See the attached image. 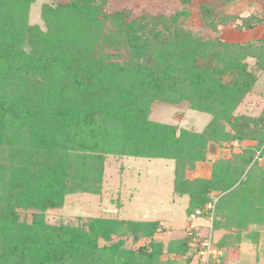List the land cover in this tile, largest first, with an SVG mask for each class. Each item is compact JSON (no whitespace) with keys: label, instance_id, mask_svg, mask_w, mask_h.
<instances>
[{"label":"trees","instance_id":"trees-1","mask_svg":"<svg viewBox=\"0 0 264 264\" xmlns=\"http://www.w3.org/2000/svg\"><path fill=\"white\" fill-rule=\"evenodd\" d=\"M172 12L108 9V0H0V264H191L196 232L167 244L156 220L108 217L51 224L67 196L100 195L109 156L174 163L173 194L189 218L213 215L219 251L264 236V104L245 110L264 72V39L221 30L264 19L201 4L205 36L188 27L193 0ZM249 60L254 64L250 65ZM155 104L210 115L201 131L151 119ZM212 145L234 150L210 177L190 178ZM31 213L30 221L21 213ZM132 239L137 248L127 247ZM257 256L255 264H264ZM214 264V263H213ZM223 264V263H220Z\"/></svg>","mask_w":264,"mask_h":264},{"label":"rangeland","instance_id":"rangeland-1","mask_svg":"<svg viewBox=\"0 0 264 264\" xmlns=\"http://www.w3.org/2000/svg\"><path fill=\"white\" fill-rule=\"evenodd\" d=\"M66 1L68 0H35L30 12L31 23L42 25L41 8L44 4ZM108 1V9L129 8L135 13L144 10L153 13L158 11L172 12L182 6L179 0ZM193 2L192 16L188 20V27L202 35L213 37L214 33L205 28L200 9L201 4L207 1L193 0ZM221 9L242 17L253 14L264 19V0H253V2L252 0H230ZM237 31L243 32L245 30L230 27L222 30L220 36L223 40L232 41L235 39ZM252 31L244 34L246 41L264 39V24L257 26L255 31ZM249 63L253 65L254 61L249 60ZM254 93L259 99L256 101L255 97L248 101L245 110L249 112L255 107H258L257 110H259L264 104V72L260 75V81L256 85ZM210 118L208 114L191 111L185 106L174 107L155 104L151 111V119L155 121L178 124L181 127L192 128L197 131L203 130ZM239 151L237 146L231 150L227 146L212 145L207 160L198 164L196 169L189 173V177H210L214 162L221 158H230L233 153ZM260 164L264 166V157L260 159ZM173 181V161L109 156L105 164L101 194L77 193L69 195L62 209L48 211L47 220L51 224L75 222L78 217L158 220L162 223L164 230L155 235L157 241L167 244L170 240L182 239L195 231L198 239H200L198 245H204L205 242H208L211 248L216 249L214 244L222 239L225 231L214 230L212 214L193 218L187 217L186 208L189 198L187 196L180 198L173 194ZM21 219L30 221L31 213L22 212ZM147 242L148 240H141L135 244L132 239H129L127 247L137 248ZM196 244L194 247L191 246V252L194 254L191 264H255L258 255L261 257V263H264V236L258 246L245 240L240 246L229 247L224 251L218 250V253L213 252V249H202L201 247V250H196ZM173 258L177 259L180 264H186L185 258H179V256H173Z\"/></svg>","mask_w":264,"mask_h":264},{"label":"crops","instance_id":"crops-1","mask_svg":"<svg viewBox=\"0 0 264 264\" xmlns=\"http://www.w3.org/2000/svg\"><path fill=\"white\" fill-rule=\"evenodd\" d=\"M207 2H209V1H212V0H206ZM231 1H233V0H231ZM252 2H253V0H252ZM224 29H227V28H224ZM223 29V30H224ZM255 29L256 28H254V29H252L253 31H255ZM252 30H245V31H243V32H239V31H237L238 33H237V35H236V37H235V39L234 40H225V41H227V42H245L246 40L244 39V34H247V32H249V31H252ZM222 31V30H221ZM252 31V32H253ZM246 32V33H245ZM239 35V36H238ZM242 37V38H241ZM263 39V38H262ZM224 251V250H223ZM245 264H253V263H245Z\"/></svg>","mask_w":264,"mask_h":264},{"label":"built area","instance_id":"built-area-1","mask_svg":"<svg viewBox=\"0 0 264 264\" xmlns=\"http://www.w3.org/2000/svg\"><path fill=\"white\" fill-rule=\"evenodd\" d=\"M194 245H195V244H193L192 247H194ZM200 247H201L202 249H205V248H208V249H210V250L213 249V250H214L213 252H217V253H218V250H217V249H214V248H211L210 245H208V242H207V243L205 242L204 245H200ZM201 248H200V250H201Z\"/></svg>","mask_w":264,"mask_h":264}]
</instances>
